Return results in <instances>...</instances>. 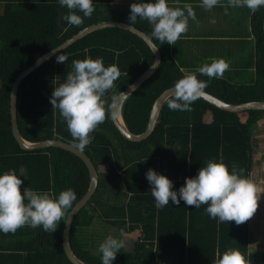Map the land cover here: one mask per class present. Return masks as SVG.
Listing matches in <instances>:
<instances>
[{
  "label": "trees",
  "instance_id": "trees-1",
  "mask_svg": "<svg viewBox=\"0 0 264 264\" xmlns=\"http://www.w3.org/2000/svg\"><path fill=\"white\" fill-rule=\"evenodd\" d=\"M21 1L0 0L4 3L0 4V172L15 169L19 175L24 170L27 179L21 190L29 186L56 195L72 188L76 192L74 207L90 187L86 164L61 148L26 151L20 147L11 122L12 87L17 77L41 56L80 31L109 21L130 24V12L110 15L96 2L90 17L84 18L81 25H71L64 19L69 10L58 0H25L29 4ZM132 26L150 36L162 56L159 69L122 108L126 126L134 135H140L148 126L155 101L188 72L172 58L170 44H161L151 36L146 20L138 19ZM252 26L256 66L251 82L238 84L228 78L210 79L197 73L198 79L208 81L205 92L230 104L264 102V7L253 12ZM60 54L67 57L66 61L57 62ZM58 55L30 74L19 88L18 124L22 137L31 143L60 140L74 146L77 142L49 99L72 70L73 60L102 57L105 66L114 64L120 71L113 88L104 96L105 120L90 133L93 140L83 150L97 169L99 183L72 225L71 245L76 256L87 264H101L91 232L100 227L106 232L115 230L116 237L121 231L140 232L131 250L123 247L113 264H216L229 248L238 249L251 264H264V256L249 253V219L239 225L235 221L220 223L205 212L207 205L194 208L183 201L179 206L170 201L158 209L145 176L148 169H155L178 189L185 177L194 176L209 159L222 157L229 167L235 164L251 178V131L264 111L227 112L202 98L192 104L191 111H179L169 109L167 101L153 134L142 142H132L116 128L111 113L117 96L155 61L146 42L130 31L108 27L78 40ZM104 166H108L105 171L101 170ZM69 213L53 233L27 225L15 233L0 232L7 242L0 247V264H73L63 245Z\"/></svg>",
  "mask_w": 264,
  "mask_h": 264
},
{
  "label": "clouds",
  "instance_id": "clouds-1",
  "mask_svg": "<svg viewBox=\"0 0 264 264\" xmlns=\"http://www.w3.org/2000/svg\"><path fill=\"white\" fill-rule=\"evenodd\" d=\"M58 2L69 10L64 19L71 25H81L84 18L90 17L95 11L93 0ZM218 3L219 0H201L206 10ZM228 5L247 7L255 12L264 7V0H228ZM129 7L130 26L138 19L146 20L151 26V36L161 44L166 42L175 45L181 35L188 31L189 20L196 18L189 4H184L183 8L172 7L168 0H135ZM56 59L57 62H64L67 57L60 54ZM72 65V70L54 88L49 99L53 108L59 110L74 141H77L74 148L83 152L93 140L90 133L105 120L104 96L113 88L120 71L114 64L105 66L102 57L73 60ZM229 66L223 58L213 59L210 64L199 67L197 72L183 75L174 84L172 98L167 102L169 109L191 111L192 104L206 95L204 90L208 87V81L198 79L197 73L210 79L221 78ZM120 95L127 96L122 92ZM244 171L235 164L229 167L221 157L209 159L194 176L185 177L184 184L178 189L171 179L155 169H148L145 176L156 208L162 209L170 201L176 206L183 201L185 206L194 208H200L203 204L207 205L205 212L210 218L220 223L235 221L239 225L253 216L261 193H264ZM25 179L24 170L19 175L15 169L0 172V232L15 233L25 225L55 232L59 222L73 209L76 192L67 188L53 195L29 186L21 190ZM122 237L123 231L119 237L109 235L100 243L98 252L101 264H113L117 253L125 247L126 241ZM216 264H251V261L238 249L229 248L219 256Z\"/></svg>",
  "mask_w": 264,
  "mask_h": 264
},
{
  "label": "crops",
  "instance_id": "crops-1",
  "mask_svg": "<svg viewBox=\"0 0 264 264\" xmlns=\"http://www.w3.org/2000/svg\"><path fill=\"white\" fill-rule=\"evenodd\" d=\"M33 1L37 2V0ZM29 2L22 0L20 3L29 4ZM46 2L56 3L57 0H46ZM93 2H97L106 13L113 15L130 12L129 5L135 0H93ZM168 2L172 7L181 8L184 4H189L195 12L196 18L189 20L188 31L181 35L175 45H170L172 58L185 72H197L199 67L210 64L213 59L223 58L230 65L223 76L229 73L227 78L232 82L235 78L244 83L253 80L256 66V38L252 26V11L247 7H231L228 5V0H219V3L210 10L202 7L201 0H168ZM262 117L251 131L253 146L251 179L264 191V115ZM96 230L97 227L91 230L95 242L98 234ZM139 237V231L124 234L122 237L126 241L124 248L127 251L131 250ZM96 244L98 246L97 242ZM6 245L5 239L0 237V247ZM249 253L256 257L264 256V193H261L258 200L256 212L249 218Z\"/></svg>",
  "mask_w": 264,
  "mask_h": 264
},
{
  "label": "water",
  "instance_id": "water-1",
  "mask_svg": "<svg viewBox=\"0 0 264 264\" xmlns=\"http://www.w3.org/2000/svg\"><path fill=\"white\" fill-rule=\"evenodd\" d=\"M108 27L120 28L123 30L130 31L131 33L137 35L139 38H141L143 41L146 42V44L150 47V49L155 55V61L152 64V66L148 68L132 85H130L125 91L122 92V93L127 94V96L126 97L121 96L120 95L121 93L117 96V98L115 99L113 103L112 113H111L112 120L116 128L124 136V138L132 142H142L144 140H147L155 131V128L158 124L160 112L164 104L172 97L173 87L164 91L159 96V98L155 101L152 107V110H151V115H150L149 123H148L146 130L140 135H134L133 133H131L128 127L126 126L123 116H122L123 105L125 101L129 97H131L159 69L161 62H162V56H161L160 50L158 49L157 45L154 43L152 38L148 36L145 32L141 31L140 29L134 26H130V24L118 22V21H109V22H102V23L92 25L90 27L85 28L84 30L80 31L78 34H76L72 38L65 41L62 45L57 47L55 50H52L44 54L43 56H41L32 66H30L25 71H23L17 77L12 87V91H11V122H12L14 137L18 141L20 147L26 151H34V150L44 149V148H49V147L61 148L63 150H66V151H69L75 154L80 159H82L89 170L90 187L87 193L84 195V197L73 207V209L69 213L66 223H65V227H64V234H63L64 250H65V253L68 259L73 264H87L83 262L82 260H80L73 251V248L71 245V229H72L75 216L86 206V204L91 200V198L93 197V195L95 194L97 190L98 183H99L98 172L92 160L84 151L79 152L78 150L74 148L73 145L67 142L60 141V140H47V141L38 142V143H31L25 140L22 137L19 124H18V92H19V88L22 82L30 74L35 72L42 64L52 59L53 57H55L62 51L66 50L67 48L72 46L74 43H76L78 40L86 37L87 35L97 30L105 29ZM205 93L206 95L200 98L212 104L213 106L221 110L227 111V112L239 113V112L248 111V110H264V102H249L245 104L235 105V104L224 102L210 93H207V92Z\"/></svg>",
  "mask_w": 264,
  "mask_h": 264
},
{
  "label": "rangeland",
  "instance_id": "rangeland-1",
  "mask_svg": "<svg viewBox=\"0 0 264 264\" xmlns=\"http://www.w3.org/2000/svg\"><path fill=\"white\" fill-rule=\"evenodd\" d=\"M228 75H229V73L226 74V75L223 76V77L227 78ZM234 82H237L238 84H239V83L245 84V83H249L250 81H246V82L244 83V81H242V80H240V79H238V78H235V79H234ZM107 169H108V166H104V167L101 168V170H103V171H105V170H107ZM96 231H97L98 235H96V239H95V240H96V242L98 243V246L96 247L95 250H98L100 243L103 242V240H104L107 236H109V235H112V236H113V234L116 232L115 230H111L110 232H109V231L106 232V231L101 230L100 227H97V230H96ZM87 238H88V236H87ZM89 238H92L91 235L89 236ZM99 239H100V240H99ZM98 240H99V241H98ZM92 249H93V248H92Z\"/></svg>",
  "mask_w": 264,
  "mask_h": 264
}]
</instances>
